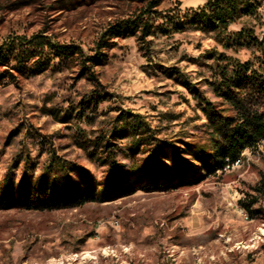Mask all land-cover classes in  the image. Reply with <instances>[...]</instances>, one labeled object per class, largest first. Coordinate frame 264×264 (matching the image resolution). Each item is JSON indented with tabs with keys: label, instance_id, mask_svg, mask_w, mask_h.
<instances>
[{
	"label": "rangeland",
	"instance_id": "obj_1",
	"mask_svg": "<svg viewBox=\"0 0 264 264\" xmlns=\"http://www.w3.org/2000/svg\"><path fill=\"white\" fill-rule=\"evenodd\" d=\"M249 1L222 34L169 27L191 0H0V45L43 34L99 54L0 64V264H264V141L191 182L190 152L211 134L196 96L234 116L212 90L218 68L264 62V0ZM140 9L143 40L114 30ZM62 177L94 201L27 207L32 186ZM5 186L22 205L3 200Z\"/></svg>",
	"mask_w": 264,
	"mask_h": 264
},
{
	"label": "trees",
	"instance_id": "obj_2",
	"mask_svg": "<svg viewBox=\"0 0 264 264\" xmlns=\"http://www.w3.org/2000/svg\"><path fill=\"white\" fill-rule=\"evenodd\" d=\"M250 7L252 6L249 0H204L202 6L191 10L189 17H185L186 22L174 24L175 22L171 21L169 27L180 30L185 26L199 31H217L223 34L235 18L248 11ZM148 13L149 11L140 9L136 16L117 23L118 26L114 30L139 31V39L143 40L150 31L148 22L144 20ZM237 36H241V32H238ZM100 48L98 46V49ZM262 52L264 57V50ZM50 56L52 58L76 56L83 66L88 61L91 63L99 61L98 52L91 58H83V54L80 51L78 53L75 47L52 42L43 34H36L30 38L16 36L15 39L4 41L0 45V64H12V67H17L20 71L29 61L35 60V64H40L41 59L46 61ZM87 71L88 76L94 79L92 72ZM211 86L214 94L229 104L234 116L215 113L205 99L196 96L204 105L202 112L211 134L207 146L190 152L201 167V174L191 181L194 183L222 172L226 167L236 163L244 150L254 148L264 141V62L255 69L249 63L228 61L225 66L218 68L216 80ZM135 118L137 116L130 120L132 131H135L134 127L140 128ZM11 190L5 186L2 191L3 200L12 207L22 205L17 203ZM257 191L264 193V176ZM134 192V189H129L124 195H131ZM92 195L93 192L82 190L70 183L67 177H62L53 183L37 182L29 189L23 200L29 209L59 210L77 208L86 202L94 201Z\"/></svg>",
	"mask_w": 264,
	"mask_h": 264
},
{
	"label": "crops",
	"instance_id": "obj_3",
	"mask_svg": "<svg viewBox=\"0 0 264 264\" xmlns=\"http://www.w3.org/2000/svg\"><path fill=\"white\" fill-rule=\"evenodd\" d=\"M194 2V7H200L204 4V0H191Z\"/></svg>",
	"mask_w": 264,
	"mask_h": 264
},
{
	"label": "water",
	"instance_id": "obj_4",
	"mask_svg": "<svg viewBox=\"0 0 264 264\" xmlns=\"http://www.w3.org/2000/svg\"><path fill=\"white\" fill-rule=\"evenodd\" d=\"M260 42L264 45V34L262 35Z\"/></svg>",
	"mask_w": 264,
	"mask_h": 264
}]
</instances>
